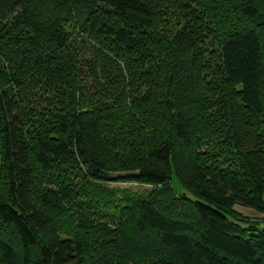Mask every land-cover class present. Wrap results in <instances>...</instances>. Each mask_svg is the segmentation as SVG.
I'll return each mask as SVG.
<instances>
[{"label": "trees", "instance_id": "16d2710c", "mask_svg": "<svg viewBox=\"0 0 264 264\" xmlns=\"http://www.w3.org/2000/svg\"><path fill=\"white\" fill-rule=\"evenodd\" d=\"M181 4L0 0V264H264V0Z\"/></svg>", "mask_w": 264, "mask_h": 264}, {"label": "rangeland", "instance_id": "374dc122", "mask_svg": "<svg viewBox=\"0 0 264 264\" xmlns=\"http://www.w3.org/2000/svg\"><path fill=\"white\" fill-rule=\"evenodd\" d=\"M151 1L155 5V7H157V12L159 15L158 28L164 26L173 29V27L177 23V18L175 14L178 13H176V10L181 9L180 7L182 5L181 4L182 0H151ZM86 56H88V54H86ZM170 184L177 194H185L187 197L188 196L190 197L189 193L181 187L175 175L172 176ZM105 185L110 188L114 187L117 189H128L131 192H135L143 196L151 192L154 188L158 187V185H155L149 181L137 179V178H129V177L126 179H120L114 182H109L106 183ZM85 202H86V198L81 194L78 195L76 199V203H81V207H84ZM242 211H245V213L247 212L246 214L247 215L249 214L250 216H252V218L255 217L254 219L259 218L261 220V224L264 225V214L261 213L255 214L253 210L246 211V209H243ZM110 216H111V212H108L107 216L105 215V217L103 218L104 221H109V219L111 218ZM92 217L94 219H99L102 216L100 214L93 213Z\"/></svg>", "mask_w": 264, "mask_h": 264}]
</instances>
